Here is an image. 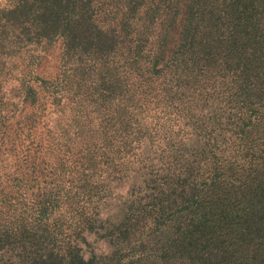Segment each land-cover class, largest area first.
<instances>
[{"label": "trees", "instance_id": "obj_1", "mask_svg": "<svg viewBox=\"0 0 264 264\" xmlns=\"http://www.w3.org/2000/svg\"><path fill=\"white\" fill-rule=\"evenodd\" d=\"M57 38L67 60L100 61L98 140L47 156L12 137L21 156L18 177L0 181V264H264V0L0 6V57ZM192 81L207 91L195 89L198 111L177 91ZM87 234L108 250L87 256Z\"/></svg>", "mask_w": 264, "mask_h": 264}, {"label": "rangeland", "instance_id": "obj_2", "mask_svg": "<svg viewBox=\"0 0 264 264\" xmlns=\"http://www.w3.org/2000/svg\"><path fill=\"white\" fill-rule=\"evenodd\" d=\"M15 1L0 0V6H9ZM95 18L100 22L99 10ZM34 47L11 51V55L0 57V112L3 118L8 117L5 123L0 122V126L5 125L1 126L0 130L4 128L5 133L9 135L0 143V181L3 179L4 182L18 177L12 172L18 168V158L21 156L19 146L22 143L19 145L18 139L12 142L11 139L15 135L23 141V146L33 140L34 145L39 144V150L47 156L57 142L70 143L74 152V149L80 148L84 143L90 146L99 136L96 134L92 138L89 130H100V61L93 64L88 61L80 63L75 58L67 60L60 38L45 49ZM89 64L94 66L92 71L84 72L78 67H87ZM170 77L169 72H164L157 78V83L167 85ZM40 79L45 80L46 84L42 85ZM210 82L211 79H208L206 86L211 87ZM27 83L37 91L39 97L38 103L34 105L24 102ZM202 85L203 81H192L178 88L182 102L187 103V99L189 100V105L185 107L189 106L195 111L203 107L201 95L195 90L200 88L201 94H205L207 91L201 89ZM175 91L173 89L172 92ZM167 111L171 112V109L167 108ZM80 132L87 135L83 136V139L78 138L77 134ZM73 140L74 145L71 143ZM32 149L30 152L33 155ZM47 160L52 161L51 158ZM130 180L127 178L119 182V189L115 192L125 194L130 187ZM33 191L36 192V189ZM114 203H108L104 209L110 211ZM87 242L88 245L83 246L87 256L92 249L101 253L109 248L105 240L97 239L94 234H87Z\"/></svg>", "mask_w": 264, "mask_h": 264}]
</instances>
